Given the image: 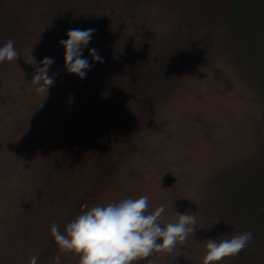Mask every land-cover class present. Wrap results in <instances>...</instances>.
<instances>
[{"label": "trees", "instance_id": "trees-1", "mask_svg": "<svg viewBox=\"0 0 264 264\" xmlns=\"http://www.w3.org/2000/svg\"><path fill=\"white\" fill-rule=\"evenodd\" d=\"M76 2L52 3L51 13L41 25L57 43L62 74L68 72L62 66L64 49L58 42L66 39L67 31L72 29L95 30L83 50L91 67L84 79L75 75L72 87L77 114L91 124L69 141L67 135L65 143L59 131L46 134L45 143L39 138L41 134L19 138L17 133L24 128L23 121H27L25 128L39 123L32 119L28 108L23 109L22 117L13 118L16 111L27 105L25 95L1 100L0 106L7 108L0 110V177H4L0 190L6 185L3 194L7 203L16 204L21 211L4 218L5 222L0 219L4 223L0 263L14 261L19 244H26V251L38 255L37 264H55L58 246L50 235L53 221L63 232L69 222L86 210L82 205L91 208L93 203L98 204L95 197L101 190L110 191L116 202L136 199L139 193L135 194V185L125 193L126 182L118 176L126 171L134 156L141 163L147 162L140 145L143 134L165 130L172 124L166 117L168 107L172 99L176 101L177 92L184 90L194 67L201 61L215 67V61L222 57L223 64L229 65L224 67L233 71L234 80L243 82L253 94L260 118L257 135L254 134L257 143L252 151L236 157L239 159L213 169L206 195L198 192L201 184L192 189L198 192L197 199L185 211L203 219L193 237L196 241L206 237L231 239L241 232L252 234V242L239 255L227 257L226 264H264V0H110L105 3L107 8L102 15L106 18L102 20L98 15L85 17L76 7L83 4ZM117 4L118 9L114 8ZM127 17L134 19L139 29L147 24H168L165 40L160 37L155 47L142 44L143 50L136 54L130 38L135 37L138 28L134 27L135 33L128 35ZM4 27L0 31L8 32ZM113 32L124 44L112 45L108 37ZM92 48L103 62H92L88 56ZM140 54L145 56L146 66L122 70V77L117 74L119 91L114 92L115 73L103 65L113 63L121 69L128 63L136 64ZM115 55L112 61L109 57ZM225 74L224 70L222 75L227 83ZM107 95L112 99L103 98ZM24 167L28 172L23 176H29L25 188H32V208L20 203L22 190H7L11 177L20 175ZM11 197L16 198V203ZM61 264H79V257L61 254ZM178 264H183L182 260Z\"/></svg>", "mask_w": 264, "mask_h": 264}, {"label": "rangeland", "instance_id": "rangeland-1", "mask_svg": "<svg viewBox=\"0 0 264 264\" xmlns=\"http://www.w3.org/2000/svg\"><path fill=\"white\" fill-rule=\"evenodd\" d=\"M57 1L3 0L0 6V30H3L4 26L8 30L6 33L0 31V47L12 39L19 53L16 61L0 63V102L2 99L12 100L8 98L9 96L25 95L27 105H23L16 111V116L14 115L13 118L22 117L23 109L28 108L30 115L32 112V119L39 124L25 128L27 121H23L25 129L23 128L17 135L23 138L24 135L32 134L33 137L41 134L39 138H42L44 143L47 139L46 134L57 131H59L62 142L65 143L67 135H70L69 141L70 137L87 129L91 124L85 116H79L76 112L75 97L72 94L76 76L70 73L62 74V69H60L62 60L57 43L49 37L45 27L41 25V22H44L50 15L52 3L54 5ZM108 1L110 0H77L76 4L83 5H73L79 12L85 13V17L98 15L102 20L106 18L102 13L107 8L105 3ZM108 7L110 8V5ZM118 7V4L114 6L117 9ZM113 13L116 14L114 11ZM126 23L129 30L128 35L134 34L133 28L137 27V22L127 17ZM167 27L168 24L165 25V23L155 27L147 24L142 29L137 27V34L130 38V45L136 54L143 50L142 44L149 43L155 47L160 43V37L165 40ZM117 35L113 32L108 37L112 45L121 44V42L124 44V40H119ZM207 53L210 54L208 51ZM46 57L54 61L48 72L50 76H54V81L44 96L37 92V86L31 80L36 68L42 66L40 61ZM109 58L113 61L116 55ZM31 59L35 61L34 64H31ZM144 61L145 56L140 54L136 64L128 63L121 69L113 63L103 65L108 66L115 73L112 83L115 87L114 92L119 91L116 87L117 74L118 77H122V74H119L122 70L146 66ZM94 66L98 64L94 63ZM154 66L157 65L154 64ZM224 66L229 65L228 63L223 64L221 57L215 61V67L204 65L202 61L194 67L195 72L193 71L194 73L188 76L184 90L177 92L176 101L173 102L172 99L168 107L169 113H166V117L172 124L156 133H144L141 138L140 145L147 156V162L145 163L144 160L141 163L138 156H134L126 171L122 170L121 175L118 176L126 182L123 190L125 193H129V187L135 185L134 191H138L135 194L139 193L136 195L137 198L144 195L149 197L148 212L154 211L161 205L165 207L162 223L176 222L177 213L184 214L187 207L191 208L197 199L198 192L203 197L206 195L209 176L213 169L224 166L237 156L249 153L257 143L254 134L257 135L256 129L260 118L253 94L242 85L243 82L234 80L233 71ZM219 67L223 68L219 70ZM108 68L106 67V70ZM224 70L227 83L222 75ZM93 97L97 98V95ZM103 98L112 99L111 95ZM99 99H101L100 95ZM6 108L7 106L3 108L0 106L2 112ZM174 123H179V125H174ZM27 172L28 170L24 167L20 170V175L14 174L9 180L11 182L7 184V190L9 191L12 187L22 190L20 203L24 207L32 208V188H25L29 176H23ZM3 179L4 177H0V183ZM200 184L198 192L192 190ZM5 186L0 190V219L3 222H5L4 218L12 217L16 211L17 213L21 211L16 204L7 203L3 194L6 193ZM101 191L100 195L95 197V202L99 205L116 202L115 196L110 191L106 189ZM14 199L16 198L11 197L12 201ZM14 203H16L15 200ZM198 217L195 216L196 229L193 235L189 234L187 240L183 244H178L171 253H159L145 260L133 262V264H147L148 259H154L153 264H176V262L178 264L179 259L183 264H202L207 238L210 239V237L199 241L193 239L197 228L203 224V219ZM3 222L0 223V235L4 230ZM216 240L223 239L220 237ZM19 246V254L14 261L5 264H29L32 251H26V244L23 246L19 244ZM226 259L218 264H226Z\"/></svg>", "mask_w": 264, "mask_h": 264}, {"label": "clouds", "instance_id": "clouds-1", "mask_svg": "<svg viewBox=\"0 0 264 264\" xmlns=\"http://www.w3.org/2000/svg\"><path fill=\"white\" fill-rule=\"evenodd\" d=\"M94 29H72L66 39L59 41L64 49V66L68 73L79 79L86 77L91 64L83 57V50L92 39ZM19 56L15 41L9 39L0 47V63L16 61ZM92 62H103L95 48L89 49ZM34 64L35 61L31 59ZM54 63L44 58L36 68L31 80L39 93L46 96L53 85L54 76L48 74ZM149 197L126 198L119 202L96 205L86 209L69 222L62 232L55 221L50 227V235L58 246L55 264H61V254L70 253L79 257V264H133L159 253H171L178 244H183L189 234L196 229L194 214H178L176 222L162 223L163 205L148 212ZM250 232H241L231 239H207L202 264H218L227 257H235L252 242ZM38 255H33L29 264H37ZM148 259L147 264H153Z\"/></svg>", "mask_w": 264, "mask_h": 264}]
</instances>
